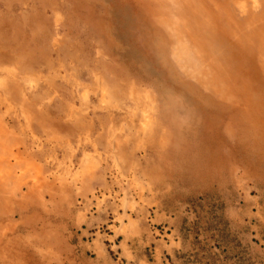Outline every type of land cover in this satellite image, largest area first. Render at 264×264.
<instances>
[{
  "label": "rangeland",
  "instance_id": "rangeland-1",
  "mask_svg": "<svg viewBox=\"0 0 264 264\" xmlns=\"http://www.w3.org/2000/svg\"><path fill=\"white\" fill-rule=\"evenodd\" d=\"M228 1L251 54L226 14L0 0V264H264V0Z\"/></svg>",
  "mask_w": 264,
  "mask_h": 264
},
{
  "label": "bare ground",
  "instance_id": "bare-ground-1",
  "mask_svg": "<svg viewBox=\"0 0 264 264\" xmlns=\"http://www.w3.org/2000/svg\"><path fill=\"white\" fill-rule=\"evenodd\" d=\"M143 1L144 2L142 3V5L145 4L147 7L151 6L152 2L155 3L154 4V7H155L154 14L155 15L159 11L173 12V14L175 12L179 13L178 20L175 18L173 19L174 22L172 21L171 18L166 19V20L161 19V21L158 19V21L160 22L162 21H164V23L166 22L167 27H170L169 26L170 23H176L179 21V27L183 26L186 30L192 28L191 32H196L197 34L199 33L201 35L203 33H201L202 30L200 27H203V28L207 27V29L210 28L211 30H213V32H215L218 28V22L220 23L221 20L223 21L225 17L224 15L226 14L228 17V20L231 21L232 19L233 21H236L233 26H234V29H236L235 35L238 37V40L240 41L239 46H238L239 49L241 50L240 52L251 54V52L255 50V48H253L250 45V43L252 42L251 38L255 35L256 31L260 27V23H259L260 15L256 16L257 19L253 18V21L251 22H253L254 26L250 27L249 32L246 31V34L243 33L244 35H246V36H243L239 29V26L241 25V23L239 24L238 22L240 20L238 19L235 20L234 16L232 15L231 10L229 9L230 5H229L228 0H224L221 2H218V0H210V1L208 0H143ZM214 2H216L215 5H214ZM229 30L230 32H232L231 26H229ZM185 36H187L186 33H185ZM204 41L207 42L205 37H204V40H202L201 42L204 43ZM203 47H206L205 43L203 44ZM258 51L259 49H257V52ZM262 51L263 49H261V52H259V56L257 58H259L262 55ZM234 53L236 56H238L236 52ZM254 58L255 57H253L252 59ZM260 65L264 68V61H261ZM217 66H218L217 68L222 67V69L220 68L221 71H224L225 69L226 70L230 69V67L228 65L226 66L224 62L218 63Z\"/></svg>",
  "mask_w": 264,
  "mask_h": 264
}]
</instances>
